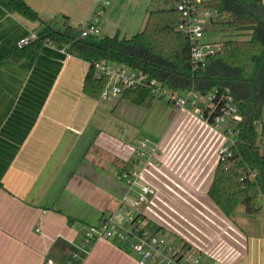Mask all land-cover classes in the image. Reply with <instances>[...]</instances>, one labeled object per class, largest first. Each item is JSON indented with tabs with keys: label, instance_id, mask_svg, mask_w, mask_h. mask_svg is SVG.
Segmentation results:
<instances>
[{
	"label": "crops",
	"instance_id": "obj_1",
	"mask_svg": "<svg viewBox=\"0 0 264 264\" xmlns=\"http://www.w3.org/2000/svg\"><path fill=\"white\" fill-rule=\"evenodd\" d=\"M41 19L82 25L102 1L101 35L131 37L161 0H25ZM174 1V0H170ZM264 1V0H263ZM174 6V5H173ZM37 22L0 5V44L18 45ZM63 43H47L35 61L0 63V264H138L113 241L78 249L86 227L137 197L119 175L137 168L153 188L140 213L205 264H264V203L257 215L231 218L208 195L226 144L188 108L84 93L89 64ZM145 142L140 151L138 143ZM146 201V200H145ZM264 202V197L263 200ZM144 205V204H143ZM70 219V221H69Z\"/></svg>",
	"mask_w": 264,
	"mask_h": 264
},
{
	"label": "trees",
	"instance_id": "obj_2",
	"mask_svg": "<svg viewBox=\"0 0 264 264\" xmlns=\"http://www.w3.org/2000/svg\"><path fill=\"white\" fill-rule=\"evenodd\" d=\"M0 5L39 24L38 38L31 45L20 48L17 44H0V63L25 58L35 61L44 44H66L73 56L89 64L83 90L93 99L101 98L107 83L104 77H96L94 63L100 61L142 70L179 93L192 89L202 95L228 92L243 121L238 125L232 153L219 160L208 195L229 218L239 207H244L250 216L259 213V200L264 197L263 0L205 1L204 8L219 13L211 31L224 37L205 67L192 63V44L178 28L181 14L174 7L150 10L142 30L131 37L120 32L114 36L82 37V25L50 24L25 0H0ZM106 8L103 7L104 13ZM121 96L139 105L150 99L146 87L127 90ZM251 171L257 172L256 177L251 176Z\"/></svg>",
	"mask_w": 264,
	"mask_h": 264
},
{
	"label": "built area",
	"instance_id": "obj_3",
	"mask_svg": "<svg viewBox=\"0 0 264 264\" xmlns=\"http://www.w3.org/2000/svg\"><path fill=\"white\" fill-rule=\"evenodd\" d=\"M175 1L174 8L181 14L178 28L189 37L192 44V63L196 67H205L208 57L220 49V43L209 38L206 23L212 27V23L219 19V13L204 8L203 4L206 0ZM108 5V1H102L99 8L95 9L91 18L83 26L82 37L101 35L100 23L104 15L103 7ZM37 38V33L31 32L19 40L18 46L20 48L27 47ZM94 66L96 77H104L107 80L106 87L101 94L103 100L121 96L127 90L146 87L149 89L150 99L165 101L175 108H188L215 129L231 123L233 126L229 125L224 129L226 144L219 149V157L224 159L232 153V147L236 145L239 134L238 125L243 121V117L228 92L216 93L213 91L202 95L192 89L179 93L161 82L151 79L144 71L123 63L100 61L95 62ZM145 146V142L138 143L139 156ZM256 175V171H251L252 177H256ZM119 177L130 189L140 187L137 197L131 200L132 208L125 206L127 199L124 198L118 208L105 212L98 223L86 228L78 249L86 253L89 244L113 241L130 250L136 256L138 264H205L201 254H192L187 246L175 245L157 231L152 233L148 229L147 221L140 213V209L146 196L153 193V188L148 183L140 185L142 182L141 171L131 168L123 171ZM77 257L78 253L74 252L70 259L61 264H72ZM50 264L59 263L50 261Z\"/></svg>",
	"mask_w": 264,
	"mask_h": 264
},
{
	"label": "rangeland",
	"instance_id": "obj_4",
	"mask_svg": "<svg viewBox=\"0 0 264 264\" xmlns=\"http://www.w3.org/2000/svg\"><path fill=\"white\" fill-rule=\"evenodd\" d=\"M161 1H162L161 4H163V5H160V7H158L157 9H159V8H161V9L170 8V7H173V5H174V1H173V2L170 1V0H161ZM206 27H207V29H208V35H209V38H210L211 40H217V41L220 42V41H222V39H224V37H223L221 34H215V33L211 32V26H210L209 23H206ZM263 120H264V113H263ZM229 125H230V126H233L231 123H227V124H225V125H222V126L220 127V129H222V130L224 131L225 127H226V126H229ZM147 200H148V195L146 196V201L143 203V204H144L143 206L146 205ZM262 200H263V198H261V199L259 200V204H260V206H261V204L264 203ZM128 208H132V207H131V204H128ZM113 210H114V209H113ZM132 211H133V210H132ZM147 225H148V224H147ZM152 226H153V225H152ZM152 226H148V229L151 230L152 233H155L157 230H156L155 227H152ZM86 228H87V227H86ZM157 232H158L160 235L164 236L165 238L170 239V237H169L167 234H165L164 232H161V231H157ZM171 242L174 243L175 245H178V243L175 242V241H173V240H171ZM192 254H194V253H192Z\"/></svg>",
	"mask_w": 264,
	"mask_h": 264
},
{
	"label": "bare ground",
	"instance_id": "obj_5",
	"mask_svg": "<svg viewBox=\"0 0 264 264\" xmlns=\"http://www.w3.org/2000/svg\"><path fill=\"white\" fill-rule=\"evenodd\" d=\"M108 2H109V1H108ZM175 3H176V1L174 0V6H173V7H175ZM32 32H34V31H32ZM211 32H212V31H211ZM35 33H36V32H35ZM29 34H30V33H29ZM99 36H100V35H99ZM223 146H224V145H223ZM223 146H222V147H223ZM222 147H221V148H222ZM221 148H220V149H221Z\"/></svg>",
	"mask_w": 264,
	"mask_h": 264
}]
</instances>
